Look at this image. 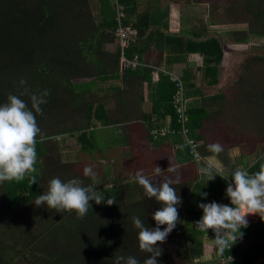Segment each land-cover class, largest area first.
Returning a JSON list of instances; mask_svg holds the SVG:
<instances>
[{"label": "trees", "instance_id": "1", "mask_svg": "<svg viewBox=\"0 0 264 264\" xmlns=\"http://www.w3.org/2000/svg\"><path fill=\"white\" fill-rule=\"evenodd\" d=\"M94 3L97 7L93 9ZM116 7H120L123 14L121 24L136 32L135 38L122 50L125 60L135 58L134 67L119 57V48L113 52L106 50V45L111 47L116 39ZM136 9L135 0H94L92 5L88 0H0V234H7L5 229L8 228L20 230L18 237H0V264H191L201 255L202 237L207 231L211 232L214 207L223 194L225 181L211 173L204 187H200L196 178L197 163L188 155L185 143L180 144V150L182 148L186 154L183 178H133L129 185L105 189H96L84 178L87 172L79 159L75 164L64 165L62 178L54 181L42 178L50 176L49 172L30 171L27 160L31 153L25 146L19 147L21 137L38 159L46 155L42 139L68 135L78 142L82 155L87 152L92 155L96 141L89 122L91 119L101 121L104 111L100 103L84 99L97 82L107 80L140 76L151 94L153 121L165 117L174 124L172 95L175 87L166 75L171 72H155L156 82L149 81L151 70H143L140 56L145 49L141 42L148 35L151 15ZM234 9L237 14L241 10L247 15L250 36L264 37V0H238ZM130 18L133 21L128 25ZM204 28L200 24L202 33ZM193 34V38L179 33L162 40L161 45H167L165 64L186 63L188 55L197 54L201 57L198 70L204 83L214 85L222 59L220 43L214 37L202 38L205 33L194 30ZM241 35L240 39L247 41L248 36ZM253 60L256 59L249 62ZM190 73L187 69L178 76L185 94L191 86ZM75 85L80 88L71 90ZM250 87L251 91L246 84H241V93L233 100L234 110L240 112L241 120L246 110L247 120L255 122L250 136L263 144L264 84L255 82ZM68 95H77V105L84 106L87 127L35 137L22 135L14 126L19 123L20 114L28 117L33 114L37 119L41 114L44 118L49 113L44 100H57L64 105ZM38 111L42 113L37 114ZM205 114L202 108L187 106L189 139H203L195 131L201 128ZM198 152L201 158L207 155V149L202 146L198 147ZM262 164V159L256 155L252 164L243 166L253 177L243 179L241 191L245 196L257 195L264 203V191L259 183L260 179L264 180ZM230 171V178H236L238 171L235 168ZM211 179L218 183L210 185ZM44 187H48L49 195L45 193L47 198L41 199ZM35 203L44 218L38 222V230L30 232L24 226L30 207L34 208ZM153 223L171 233L166 238L170 247H175L176 260L151 249V244H155L150 241ZM226 225V232L235 234L231 228L236 224L227 221ZM247 227L252 236L264 238V211L255 224L244 228ZM226 242L230 246L229 253L236 257L234 243ZM261 246L263 249L256 253L263 254L264 243H254L239 252L241 259L231 264H252L254 256L248 251ZM19 247L25 249L19 251ZM22 255L27 258L21 260ZM258 264H264V260Z\"/></svg>", "mask_w": 264, "mask_h": 264}, {"label": "crops", "instance_id": "2", "mask_svg": "<svg viewBox=\"0 0 264 264\" xmlns=\"http://www.w3.org/2000/svg\"><path fill=\"white\" fill-rule=\"evenodd\" d=\"M135 2L137 12H147L148 15H151L148 35L141 42V46L145 49L140 56L143 70H151L149 81L151 83L156 82L155 72L158 71L171 72L172 69H175L179 70L181 75L183 70L189 69L192 75L191 86L187 91L188 93H184L188 100L187 106L202 108L206 113L205 117L201 120V128L195 131V134L203 136V139L199 141V146H205L207 149V155L203 156L202 163L195 164L196 178L200 183V187H204L211 173L219 176L223 182L227 179H233L230 178V168H235L238 171L243 166L248 167L252 164L254 162L252 154H255L257 148L255 146L257 144L260 145L261 142L256 141L254 147L250 149L247 148L246 142L241 139L238 142L231 143V140H229L230 132L228 133L227 129L221 128L219 125L218 128L223 130V133L225 132L224 137L226 134L227 140L224 141L223 137L222 144L227 142V146L216 149L214 145L207 144L205 140L208 134L207 124L211 123L213 119L216 126H218V118L222 115L220 111L216 110L218 106L216 103H218L217 100H222L223 98L215 99L216 94H206L204 96L203 93H205V89L216 87L217 83L214 85H206L204 83L198 70L201 65V57L197 54L188 55L186 63H172L167 66L165 64L167 45H161L162 40H165L169 35L176 36L182 33L186 38H193L195 35L193 34L194 30H196V33H205L201 36L202 38L210 37L204 19L208 16L209 7L214 6L213 0H135ZM132 21L133 18H130L128 25ZM200 24L205 27L204 33L200 29ZM150 56L155 59H152ZM195 60H200V65L196 64ZM103 82H108V84L106 86L96 85L97 88H103L96 90L97 94L102 90L101 94L105 96L92 97L95 103H100L103 106L104 111L101 121L91 119L89 122V126L94 128V133H97L95 134L96 144L93 150L94 153L91 155V153L88 154L89 152H87V154L84 153L82 155L80 153L81 149L79 150V144L77 148L80 157H83L88 164L95 163L97 166L95 174L91 176L95 184L91 182V186L96 188L104 180L108 181L104 185L108 187L120 184L129 185L134 181L133 178H183L182 167L184 166V160H186V154L182 148L180 150V144L183 143L182 138L179 135L171 134L153 140L148 134L152 128L163 125L165 117L153 121L155 116L150 114L152 101L146 81L140 76H135L126 80L118 79ZM109 86L112 89H109ZM205 100L207 102L215 101L216 103L204 105ZM70 103L73 106L76 105L77 108L79 107L75 100H72ZM67 113L70 114V111L67 110ZM83 113L85 112L83 111ZM82 116L78 117L79 124L81 123ZM83 118L87 126V114ZM75 124L77 123L75 122ZM216 140L212 139L214 143ZM260 146L262 147V144ZM72 148L73 146L67 150H72ZM45 150L47 154L48 148ZM75 151L77 150L74 147V155H70L67 158H74L71 161L74 164L78 160ZM81 166L85 165L81 164ZM86 175L84 178H90V175L87 173ZM217 183L215 179L210 180V185L212 186H215ZM245 197L247 199L245 200V207L241 210L236 206H230L232 215H230L228 222H234L236 227L231 228V231L235 232V234L226 232V239L234 243L233 253L236 254L235 262L241 259L242 255L240 253L246 251L251 244L264 243V238L260 237L261 239H259L258 237H254L250 234L248 227L244 228L257 222L259 216L263 214L264 203L257 195ZM261 249H263V246L251 248L248 251V253L254 256L251 260L252 264H258L264 260V253H256ZM191 264H220L211 232L207 231L203 235L201 255L193 259Z\"/></svg>", "mask_w": 264, "mask_h": 264}, {"label": "rangeland", "instance_id": "3", "mask_svg": "<svg viewBox=\"0 0 264 264\" xmlns=\"http://www.w3.org/2000/svg\"><path fill=\"white\" fill-rule=\"evenodd\" d=\"M91 5L94 0H88ZM238 0H213V7H209L208 16L204 19V22H206V26L208 29V33L210 37H214L218 40L221 46L223 59L220 62V65L217 69V85L214 88H208L205 89L204 96L206 94L210 95H222V100H217L218 103L214 102H207L205 100L204 105H211V104H218L217 109L221 113V117L218 118V126H216L215 122L211 121V123L207 124L208 128V134L205 137V140L207 141V144H212L217 149L225 148L227 146V142L222 144L224 133L223 130L219 129V125L221 128H225L228 130V133L230 132L229 140L230 142H238L239 139L246 142V146L248 149L251 147H254L255 142L257 139H253L250 136V133L254 131L253 125L255 122L253 120L249 119L247 114L245 113L246 110H244V117L243 119H239L240 112L237 113V111L234 110V102L233 100L237 98L238 95H240L241 92V84L244 83L247 85L248 90L251 91L250 84H255V82L264 84V37H252L250 36V28L248 27V17L244 14L243 11L235 12V2ZM95 6H92L93 9L96 8ZM203 23V22H200ZM199 25V23H197ZM195 26V25H194ZM241 34H245L248 36L247 41H242ZM117 45V46H116ZM113 47H108L106 45V50L108 52L115 51L116 47L118 49V41L115 39V43L112 44ZM118 55L119 50H118ZM152 57V56H150ZM148 57V58H150ZM191 58V57H189ZM252 62H249L252 59ZM152 59H155L152 57ZM194 59V58H192ZM200 60H195V63L200 65ZM200 72V71H199ZM172 74L176 76H180L179 70L172 69ZM201 73V72H200ZM201 76V74H200ZM108 82H97V86H106ZM94 86L92 89V92L88 95L89 97H85V95H81V98H88L91 102H95V100L92 97L96 96H105L101 94V91L98 92L96 89H103L97 88V86ZM80 87L71 86V90H77ZM239 92V94H238ZM72 95L66 96V99H68L67 103L54 100L49 101V99L44 100L48 108V114L43 116L40 114L42 112L38 111L37 114H40V118H33V114L31 117H28L26 114H20L19 115V123L14 124L17 130H19V133H22V135H28V136H46L49 135V133L56 134L58 131H65L67 133L68 130L76 131L80 130V128L87 127L84 123V106L81 105L80 107H76V105H72L70 102L72 100H78V98ZM238 103V102H237ZM236 104V102H235ZM244 106V105H243ZM76 107V108H75ZM67 110L70 111V114L67 113ZM80 115L82 116V120H80L78 117ZM220 115V114H219ZM15 116V115H14ZM39 122V123H38ZM75 122L77 124H75ZM83 122V123H82ZM238 123V124H237ZM89 127V126H88ZM264 131V130H263ZM247 133V134H246ZM97 134V133H95ZM96 136V135H95ZM74 137L68 136V135H50L46 136L44 139H42V143H44V147L48 148L47 154L41 158L35 159L34 156V150L31 149L27 142L22 141L23 138H19V147L25 146L26 150H28L29 153H31L30 158L28 161V166L30 167V171L32 172H38V170H47L50 174V176L43 175L42 178H50V180H56L55 178H62L64 175V165L69 164V162L74 160L67 159L70 155H74V147L77 151H75V155L78 156L79 161L84 164L85 171L88 175H90V178L87 179L89 182H94L92 180L91 176L95 174V168H97L96 164H88L86 160L83 159V157H80V155L77 154L78 152V142L73 139ZM228 138V137H227ZM212 139H217L214 143ZM224 141L226 140V134L224 137ZM70 143V144H69ZM262 144V143H261ZM260 144V145H261ZM260 145H256V151L255 154H252V157L258 155L260 159H262L263 166H264V142H263V148ZM72 150H67L70 147H72ZM205 149V146H202ZM53 149V150H52ZM26 155V153H25ZM36 164L39 165L38 168H36ZM66 174L67 171H66ZM86 182V181H83ZM108 181L104 180L103 183H100L96 187L100 189H105L106 187L104 185L107 184ZM58 184V183H57ZM112 187V185H110ZM108 186V187H110ZM48 187L43 188V199L47 194L49 195ZM46 196V198H47ZM43 200H37L36 202H40ZM113 203V201H111ZM115 202V201H114ZM117 203V202H116ZM35 207H30V216L28 218V221L26 222V228L27 230H30V232H36L38 229V222L41 220V218H44L39 210H36L39 208V205L35 203ZM38 206V207H37ZM39 214V215H38ZM27 217V216H26ZM57 224V220L55 221ZM31 225V226H30ZM60 225V224H57ZM153 235L150 237V241H153L155 244H151V249H154V251L158 253H165L168 257H172L174 260H176L175 255V247H170L168 240L166 238L167 234H171L169 231L166 232L165 230H160L157 223H153ZM3 229V228H1ZM7 234L5 232H2L0 234V237L2 235H7L8 237H18L20 230H10L5 229ZM205 235V233L203 234ZM171 236V235H170ZM169 236V237H170ZM161 238L163 240H161ZM156 240L158 242V245H156ZM25 248L19 247V251L23 250ZM138 255V254H137ZM136 255V256H137ZM143 256V254H142ZM141 256V257H142ZM26 255L21 256V260H24ZM99 261V260H98ZM99 264V263H98Z\"/></svg>", "mask_w": 264, "mask_h": 264}, {"label": "built area", "instance_id": "4", "mask_svg": "<svg viewBox=\"0 0 264 264\" xmlns=\"http://www.w3.org/2000/svg\"><path fill=\"white\" fill-rule=\"evenodd\" d=\"M116 13V29L114 35L118 41L119 54L127 65L134 67L137 64L134 60L135 58L130 61L125 60L122 57V50L127 46L128 42L135 38L136 32L132 27L121 24L123 14L120 7H116ZM166 75L175 87V92L172 95L174 124L172 125V121L170 123L169 118H165L164 124L159 127L152 128L149 131V135L153 140H157L171 134L179 135L182 138L183 143L187 145V151L190 158L194 162L200 163L203 161V158L200 157L198 152L199 141L189 139L188 137V129L186 126L188 121L186 115L188 100L184 96L181 81L178 76L172 73H166ZM252 177L253 175L249 174L245 169L238 170L236 178L227 179L225 181L223 194L214 207L213 215L215 221L211 225V235L216 245L220 264H231L235 261V257L229 253L230 246L226 242V223L229 220L230 215H232V210L230 209L231 205L236 206L239 210L245 207V200L247 199L240 191V188L242 187L243 179H252ZM259 183L263 187L264 191V180L260 179Z\"/></svg>", "mask_w": 264, "mask_h": 264}]
</instances>
